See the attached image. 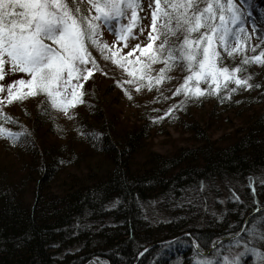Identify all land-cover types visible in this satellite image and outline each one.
<instances>
[{"label": "trees", "instance_id": "obj_1", "mask_svg": "<svg viewBox=\"0 0 264 264\" xmlns=\"http://www.w3.org/2000/svg\"><path fill=\"white\" fill-rule=\"evenodd\" d=\"M262 16L264 0H253L249 20ZM117 69L105 86L84 84L85 103L70 110L73 119L41 106L43 96L3 106L11 119H0V127L24 136L15 146L0 137L18 152L0 157V264H196L194 241L209 250L250 215L239 238L264 226V65L241 74L259 88L239 89L224 102L189 101L173 113L178 119L165 114L184 99L172 96L186 75L181 68L159 91L134 93L125 84L131 100L119 86L127 74ZM122 100L138 121L130 127L115 109ZM168 126L189 133L188 144L140 157L153 131ZM90 134L101 138L94 143Z\"/></svg>", "mask_w": 264, "mask_h": 264}, {"label": "snow or ice", "instance_id": "obj_2", "mask_svg": "<svg viewBox=\"0 0 264 264\" xmlns=\"http://www.w3.org/2000/svg\"><path fill=\"white\" fill-rule=\"evenodd\" d=\"M252 4L253 0H147L151 19L145 26L142 21L147 16L139 15L145 7L142 0H0V82L8 74H24L10 84L0 83V94L6 93L0 96V119H11L3 114L5 104L38 96L44 97L41 106L47 103L73 119L70 110L85 103L84 84L94 73L104 72L93 51L127 74L129 78L119 86L130 100L133 97L125 84L136 92L145 88L159 91L173 79L169 73L181 68L186 75L172 96L184 99L165 114L173 119H178L173 113L184 110L189 101L217 97L224 102L239 89L259 88L249 83L252 76L241 75L251 64L264 65V16L250 21ZM146 27L150 30L145 39L130 45L129 40H138ZM104 29L116 36L112 45L102 40ZM254 36L259 41L256 45L251 43ZM258 48V55H247ZM237 56L242 58L238 66L226 64ZM157 64L162 67L156 69ZM90 135L94 143L101 138V134ZM22 136V132L0 127V137L10 139L13 146ZM252 183L250 178V186ZM119 203L117 200L113 208ZM260 239L264 241V233ZM213 247L220 244L213 242ZM244 255L240 252L233 259L225 255L223 264H241ZM196 264L216 261L201 259Z\"/></svg>", "mask_w": 264, "mask_h": 264}, {"label": "rangeland", "instance_id": "obj_3", "mask_svg": "<svg viewBox=\"0 0 264 264\" xmlns=\"http://www.w3.org/2000/svg\"><path fill=\"white\" fill-rule=\"evenodd\" d=\"M142 2L144 3L145 7H144V11L139 12V15L141 17L147 16V19L143 20L142 23L145 26H148L150 24L151 11L146 6L147 0H142ZM248 28L251 29V26L249 25ZM149 30H150V28L146 27L145 34L143 36H140L138 40H129V44L132 45V44L143 41L147 35V31H149ZM135 31L138 33L139 30L136 29ZM116 39H117L116 36H114L112 33L107 31V29L103 30V35H102L103 41H106L109 45H112L116 41ZM127 51H128V49L125 48L124 53H126ZM93 53H94L93 54L94 56L97 55L96 58L99 60L100 67L104 70V72H99L98 74L95 75L93 80L90 79L89 81H92L93 83L98 81V83L101 82L102 86H105L112 79L111 76L118 75V73H115V72L120 71L117 69L119 67L113 66L114 64L111 61H104L97 52L93 51ZM106 69L108 70V72L105 75L104 73L106 72ZM5 70L7 71V67ZM125 75H126V73H125ZM23 76H24V74H22V73L8 74L5 78V80L0 82V83L7 85V84H10L14 80L20 79ZM106 78H108L109 81H107ZM109 78H111V79H109ZM126 78H129V77H127V75H126ZM89 81H87V82L90 84ZM131 88L133 91H135V89L132 86H131ZM123 91H124V89H123ZM123 91L121 90L122 94H123ZM118 93L120 94V91ZM134 93H137V92L135 91ZM3 95H6V93L0 94V96H3ZM124 96L127 97L126 95H124ZM110 97L111 98L109 100L116 101V102L120 101V100H117V97L113 94H111ZM136 97L139 98V95H137ZM36 100H38L36 97L35 98H29L28 100L24 101V103H34V101H36ZM124 103L125 102L122 100L119 103L120 106H116L117 108H115V109L117 111L118 110L121 111V109H122L121 113L123 115L120 116V121L122 122V124H124L125 127L126 126L130 127V126H132V124L137 123L138 121H137L136 117L133 116V114H132L133 110L126 107L124 105ZM154 131L151 134V136H149L147 138V141H146L147 144L145 145L142 152H140L141 153L140 157H142V156L144 157L147 154V152H149V151L150 152L159 151V152L166 153V152L173 150L177 146L188 144V141H189L188 140V138H189L188 134L189 133L182 132L179 129H174L171 126H168L167 128H165L164 132H160L157 130H154ZM219 132L217 134H219ZM16 154H18L17 149L11 148L10 146H8L7 143L0 142V157L6 155V156L14 158V155H16ZM152 211L158 212V213L160 212L156 208H153ZM154 212H152V213L154 214ZM155 216L156 217L157 216H163V214L159 213L158 215L156 214ZM251 231L252 232H250V233L248 232L249 234H247V236L245 238L237 237V238H235V240H232L229 243H225V244H223V246H220L219 248H215L214 251L211 253H207V254H203L201 256L195 257L196 262L198 260H201V259H213L216 261V264H223V256L227 255V256H229V259H233V257L236 254H238L240 252H244L245 255L242 257L241 264L245 261L247 255H249L248 256L249 257L248 262H249V260L252 259V261L249 262L248 264H264V241H262L260 239L261 233H264V226L259 225L256 228L252 229ZM238 243H239V247H237ZM245 245H247V248H245ZM100 263H96V264H100ZM102 263L107 264L104 262H102ZM91 264H95V262H93Z\"/></svg>", "mask_w": 264, "mask_h": 264}, {"label": "water", "instance_id": "obj_4", "mask_svg": "<svg viewBox=\"0 0 264 264\" xmlns=\"http://www.w3.org/2000/svg\"><path fill=\"white\" fill-rule=\"evenodd\" d=\"M260 209H261V208H260ZM258 210H259V209H258ZM250 217H251V215L248 216V217L246 218L245 223L243 224L244 226L241 228V230H240L237 234H235V236H233V237H224V238H222V239L216 241V243H219V244H220L221 242H224L225 240H232V239H235V237H237V236H238V235H239V234L245 229V226H246V224H247V222H248V220H249ZM193 244H194L195 249H197L198 251H200L202 254H203V253H209V252H211V251L214 250V247L212 246L211 249L202 252L200 248H197V247L195 246V245L197 244V242H194ZM146 250H147V249L143 250V251L140 253V255H142L143 253H145Z\"/></svg>", "mask_w": 264, "mask_h": 264}]
</instances>
